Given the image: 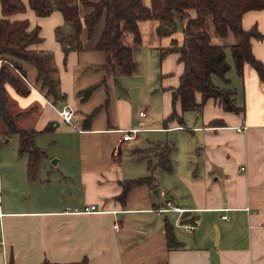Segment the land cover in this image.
Wrapping results in <instances>:
<instances>
[{
  "label": "crops",
  "instance_id": "crops-1",
  "mask_svg": "<svg viewBox=\"0 0 264 264\" xmlns=\"http://www.w3.org/2000/svg\"><path fill=\"white\" fill-rule=\"evenodd\" d=\"M22 1L26 10L10 18L28 19L30 30L39 27L41 39L30 47L53 55L65 97L56 104L48 99L40 88L37 67L29 61L21 62L24 74L17 71L28 91L21 93L6 84L10 110L21 113L20 127L37 131L35 143L45 155L36 176L30 177L29 155L19 152V135L5 136L0 123V264L45 260L78 264L85 258L88 264H264V80L252 65L246 64L243 75L232 67L228 82L215 80L236 89L242 111L226 110L220 100L209 98L202 113L185 111L183 124L177 120L165 124L174 108L181 109L180 103L172 104L166 89L179 85L182 61L177 67L179 80L171 83L177 86L163 83L160 88L166 93L163 125L146 126L151 102L142 117L145 107L137 109L140 104L123 84L131 82L128 75L142 73L147 34L153 48L173 42L158 33L159 20L139 21L140 44L122 24L123 42L132 48L138 68L116 76L106 66V52L96 48L105 15L89 34L84 19L93 6L80 2L82 49L66 52L57 36V28L65 26L63 12L55 9L38 15L29 0ZM200 15L206 16L204 28L211 41L227 47L232 63L229 47L236 37L232 32L218 35L210 13ZM242 22L245 29L256 26L264 33V8L245 12ZM251 42L254 54L264 62V37H253ZM66 102L77 110L71 123L59 113ZM140 121L144 129L124 141V130ZM151 129L166 133L187 129L197 140L185 143L186 150L176 156L177 146L168 140L147 137L148 145H141L140 133ZM166 143L173 146V170L156 165L151 171L150 161L158 162L153 148ZM140 158L142 162L134 161ZM148 175L153 176L151 185L133 186L122 196L126 180ZM92 204L95 210H84ZM164 207L167 210H161ZM225 214L227 218L222 217ZM166 221L173 226L177 246H168Z\"/></svg>",
  "mask_w": 264,
  "mask_h": 264
},
{
  "label": "trees",
  "instance_id": "trees-1",
  "mask_svg": "<svg viewBox=\"0 0 264 264\" xmlns=\"http://www.w3.org/2000/svg\"><path fill=\"white\" fill-rule=\"evenodd\" d=\"M80 2L93 6L92 12L87 14L84 23L91 34L96 24L105 15V25L96 44V48L107 54L106 66L116 76L132 74L138 68L133 59L132 48L123 42V28L125 23L134 35V42H142L139 21L142 19H157L160 24V35L171 32L176 16H181L183 38L179 43L173 39L170 46L163 48L162 54L175 51L184 62V71L180 75V83L173 89L174 104L179 101L181 113L175 108L164 119V123L177 120L184 123L183 113L194 110L202 113L204 104L209 98L220 100L224 109L240 112L243 106L236 103V89L228 85H219L214 75L228 82L227 72L234 67L238 74L243 75L246 64L252 65L260 78L264 80V62L256 57L252 48V38H263L256 26L245 29L242 18L245 12L264 8V0H151L150 5L143 0H29L30 6L38 15H48L53 10H61L65 16V26L57 28V36L64 44L65 51L82 49L81 34L83 21L79 14ZM3 17L0 18V123L5 136L19 135V152L29 155V175L36 176L37 164L44 151L35 143L37 131L33 128H22L18 124L21 113L10 110L9 95L6 84L13 85L19 92L28 91V85L17 71L22 68V61L33 63L38 70L37 79L41 81L40 88L53 103L63 100L64 93L60 89L59 80L55 75L53 55L47 51H39L30 47L41 39L39 27L29 29V20H12L11 15L26 10L22 0H0ZM206 9L212 16L215 30L220 36L232 32L236 42L229 49L232 63L227 58V47L214 44L211 35L204 28L205 15L191 16L190 9ZM24 74V72H23ZM89 91V90H87ZM85 91V93H87ZM158 152V162L150 161V170L156 165L170 172L173 170L171 152L173 146L166 143ZM153 176L148 175L137 179L126 180L124 183L125 196L133 186L152 184ZM168 246L179 245L173 226L169 221L165 225ZM43 264H58L45 260ZM78 264H88L85 258Z\"/></svg>",
  "mask_w": 264,
  "mask_h": 264
},
{
  "label": "rangeland",
  "instance_id": "rangeland-1",
  "mask_svg": "<svg viewBox=\"0 0 264 264\" xmlns=\"http://www.w3.org/2000/svg\"><path fill=\"white\" fill-rule=\"evenodd\" d=\"M148 1V0H143ZM204 12H208L206 9H190L191 16H196ZM182 33H183V25L181 21V16H176V21L172 26L171 32L167 34L160 35L164 40L168 38L177 39L179 43L182 42ZM149 36L146 35L145 43L146 45L143 46V53L141 55L142 61L140 64H142V73L140 76L136 77L137 75H128L127 78H132L131 82L128 84H123L125 88H127L128 92H131V94L134 96V102L139 103L140 107L137 106V109L141 107L147 108V104L151 102V109L149 110V115L144 118L146 126L153 125V126H162L163 125V116H162V110L164 108V105L166 103V93L165 89H160L163 85V83L170 84L168 86H177L174 84H171L175 79L179 80V74L177 72V67L181 64V60L178 56L179 53L172 51L162 54L163 48L165 46H169L172 43L167 42L163 46L160 47H151L149 46ZM214 79L217 81L218 76L214 75ZM129 85V86H128ZM173 89L174 87H168L166 91L170 92L171 95V101L173 103ZM122 90V89H120ZM123 91V90H122ZM168 97V95H167ZM177 101L175 104H178ZM174 108V106H173ZM147 110V111H148ZM181 111V109L179 110ZM193 114V113H191ZM184 115V114H183ZM155 129H151L150 131H142L139 135V138L143 139L144 142H142L141 145H148L149 141L147 140V137H149L150 140L157 141V140H168V142H172L171 144H175L177 146L176 149V156L178 154H182L186 150L184 147L185 143H195L197 140L196 134L191 133L187 129H180L176 131H170L168 133L166 132H158L154 131ZM137 140V139H136ZM173 144V145H174ZM174 145V146H175ZM143 146L142 148H144ZM161 146H156L153 148V151H161ZM190 149V147H189ZM142 153H145L146 151H141ZM193 153V151H191ZM153 157L155 155L152 154ZM135 162H142L141 158L134 160ZM145 163H147V160L144 159ZM148 166V165H147ZM172 215V214H171Z\"/></svg>",
  "mask_w": 264,
  "mask_h": 264
},
{
  "label": "built area",
  "instance_id": "built-area-1",
  "mask_svg": "<svg viewBox=\"0 0 264 264\" xmlns=\"http://www.w3.org/2000/svg\"><path fill=\"white\" fill-rule=\"evenodd\" d=\"M76 112H77V110H76L75 106H73L72 104H70L68 102L64 103L59 109V113L62 116L63 121L66 123H69V122L71 123L73 121V118H74ZM140 114L142 117H146L147 116V110H145V109L141 110ZM143 123H144L143 121H140L138 126L125 129L123 134H122V139L124 141H128V140H132L133 138H135L137 136V134L142 129H144ZM245 128H246V126L239 127V129H245ZM170 203L171 202L168 201V205H170ZM95 209H96V206L93 204L85 206V208H84L85 211H91V210H95ZM161 210H167V207H164ZM222 217L227 218L228 215L225 214ZM194 227H195V225L190 226L191 229H193ZM116 228L119 229V226H116ZM1 245H2V242H0V247H1Z\"/></svg>",
  "mask_w": 264,
  "mask_h": 264
}]
</instances>
